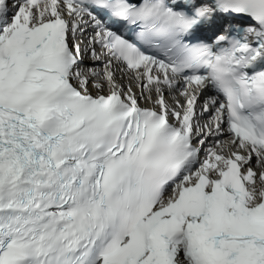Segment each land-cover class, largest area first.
I'll return each mask as SVG.
<instances>
[{
    "label": "snow or ice",
    "instance_id": "1",
    "mask_svg": "<svg viewBox=\"0 0 264 264\" xmlns=\"http://www.w3.org/2000/svg\"><path fill=\"white\" fill-rule=\"evenodd\" d=\"M0 264H264V0H0Z\"/></svg>",
    "mask_w": 264,
    "mask_h": 264
}]
</instances>
